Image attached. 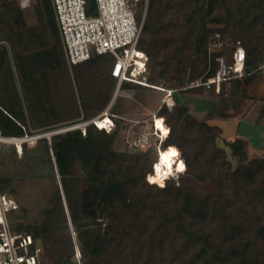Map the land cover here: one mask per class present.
Segmentation results:
<instances>
[{
    "label": "trees",
    "instance_id": "16d2710c",
    "mask_svg": "<svg viewBox=\"0 0 264 264\" xmlns=\"http://www.w3.org/2000/svg\"><path fill=\"white\" fill-rule=\"evenodd\" d=\"M145 7L138 48L148 55V72L154 63L159 77L168 75L181 86L208 80L219 68L218 57L233 62L240 41L246 50L243 75L189 90H218L228 102L227 86L238 98L234 89L263 76L264 0H139V21ZM35 14L37 24L30 26L18 1L0 0V130L6 136L92 118L111 103L118 83L111 53L93 52L70 65L53 0H36ZM216 33L224 42L217 50ZM147 80L154 84L148 74ZM146 86L125 81L120 89ZM174 99L172 109L163 101L156 110L167 126L163 132H170L149 167H142L146 152L137 149L141 157H133L116 148L120 124L110 115L103 117L104 128L90 124L52 135L50 142L39 139L55 157L49 206L35 223L13 225L19 204L9 214L13 228L42 247L38 264H264V156L249 159L245 139L236 137L228 141L239 158L234 166L217 145L220 129L194 117L178 95ZM257 101L252 97L243 115ZM190 128L196 131L189 135L197 144L196 163L179 139V131L184 137ZM160 150H174V162L183 159L186 172L216 177L218 192L202 197L181 185L147 181ZM5 182L0 178L3 192Z\"/></svg>",
    "mask_w": 264,
    "mask_h": 264
},
{
    "label": "rangeland",
    "instance_id": "374dc122",
    "mask_svg": "<svg viewBox=\"0 0 264 264\" xmlns=\"http://www.w3.org/2000/svg\"><path fill=\"white\" fill-rule=\"evenodd\" d=\"M12 1L17 2L18 0ZM130 2L133 4L135 11H139V0H130ZM35 3L36 0H31V4L24 8L27 24L30 26L37 24ZM145 14L146 7L143 10V15ZM210 25L216 29L221 27L220 24L216 23ZM228 45H231V43L228 42ZM159 71V66L154 68V63L149 64L148 76L154 79L152 81L154 84H149L157 85L160 89L146 86L144 88L133 87L117 91L118 83H116L115 98H113L109 112L115 113L111 117L114 122L116 119L120 124L119 136L115 144L118 150L130 151L134 155L133 157H141L137 155V149L146 152L147 154L143 156V168L147 165L149 167L151 162H154L155 148L159 150L167 145L166 142L161 143V139L170 132L169 128H167V133L156 130L154 126V119L157 116L156 110L167 97L168 90L171 89L173 90V98L175 94L178 95L188 106L189 112L194 117L220 129L217 145L227 151L228 157L234 166L239 164V158L232 154L228 141H232L236 137L245 139L249 159L254 154L264 156V74L261 78H257L245 86H240V90L234 89L235 93L239 94L238 98L236 96L231 97L228 90L230 86H227L225 97H230V100L226 102L222 100L218 90L213 92L211 89H201L200 92H191L190 88H184L190 82L181 86L168 75L159 77ZM252 97L258 98V101L248 114L243 115ZM169 102L172 101L169 100ZM164 103L169 110L174 106L172 103L171 106L166 102ZM82 121L85 120H73L69 123L61 122L49 129L33 130V134L24 136H28L27 140L24 141L27 146L22 147L21 151L18 150L15 143H0V178L7 180L4 183V190L8 195L14 197L19 204V207L11 214L13 225H16L19 221L32 223L41 221L44 217V211L49 206V200L54 189L55 157L51 152L52 157L49 158L45 141L39 139H48L45 135L47 132L64 129ZM65 132L54 133L53 135L64 134ZM187 132L189 134L183 137L181 131H179V139L183 143L186 156L190 161L196 163L199 159L195 152L197 144L189 136L192 134L195 136L196 131L190 128ZM48 140L50 142V139ZM152 155L153 158H151ZM185 170L182 173H174L165 180L166 183L164 184L181 185L184 191H192L202 197L218 192L216 177L215 179L212 176L207 177L208 174L203 176L200 170L195 173L186 172ZM149 174L147 173L146 179L150 182ZM202 177L206 178L203 179ZM156 185L164 186L158 183ZM23 215H26V217L24 218Z\"/></svg>",
    "mask_w": 264,
    "mask_h": 264
},
{
    "label": "built area",
    "instance_id": "2783aa9c",
    "mask_svg": "<svg viewBox=\"0 0 264 264\" xmlns=\"http://www.w3.org/2000/svg\"><path fill=\"white\" fill-rule=\"evenodd\" d=\"M53 1L70 65L87 61L93 52L111 53L115 58L111 73L117 78V91L125 81L152 86L147 80L148 55L138 48L145 15L139 21L130 0ZM18 2L22 8H27L31 4V0H18ZM213 45L216 50L224 46L219 33H216ZM217 59L219 68L213 77L208 80L195 79L184 88L195 86L211 88L213 84L220 85L234 76L243 75L246 50L240 41L235 46L232 63H228L224 56ZM167 98L175 104L173 90H168L165 99ZM168 101L165 102L169 104ZM112 102L113 100L97 116L64 129L54 130L52 135L72 129L84 131L90 124L103 128L97 119L103 115H113L109 112ZM45 135L51 139V134ZM27 137L21 139V137L6 136L0 130V143L12 142L20 138L22 145ZM12 143L16 144L19 151L22 150L23 146H18L15 141ZM17 207V200L0 188V264H38L42 259V247L35 244L32 235L14 229L11 224L9 214Z\"/></svg>",
    "mask_w": 264,
    "mask_h": 264
},
{
    "label": "bare ground",
    "instance_id": "6f19581e",
    "mask_svg": "<svg viewBox=\"0 0 264 264\" xmlns=\"http://www.w3.org/2000/svg\"><path fill=\"white\" fill-rule=\"evenodd\" d=\"M151 87H155L157 89H160L159 86L157 85H152ZM162 89V88H161ZM167 100H170V98ZM166 99L164 101H167ZM169 102V101H168ZM172 102H169V105L171 104ZM105 115H103L101 118H98V122L100 123V125H103L102 127L104 128V122H103V117ZM154 126L156 128V130L158 131H163L165 129V125H164V121H163V118L161 117H157L155 118L154 120ZM160 123V127H157V124ZM51 132H47L46 134L50 135ZM22 139V137H21ZM15 141L17 143L18 146H22L20 145V138H17V139H14L12 140V142ZM165 156L168 157V159L166 160L165 159ZM181 165H183V169H181ZM186 168V164L184 162L183 159H177L175 162H174V159L171 155V151H164V150H160L159 152V157H158V160L153 164V170L152 172L148 175V178L150 180V182H153V183H158L160 185H164L165 180L167 178H169L171 175H173L174 173H182L184 172ZM165 186V185H164Z\"/></svg>",
    "mask_w": 264,
    "mask_h": 264
},
{
    "label": "snow or ice",
    "instance_id": "6c2138e0",
    "mask_svg": "<svg viewBox=\"0 0 264 264\" xmlns=\"http://www.w3.org/2000/svg\"><path fill=\"white\" fill-rule=\"evenodd\" d=\"M101 126H103V125H101ZM161 125H160V123H158L157 124V127H160ZM171 155H176V153H175V151L174 150H172V152H171ZM165 159L167 160L168 159V157L167 156H165ZM183 169V165H181V169L180 170H182ZM153 182H155V181H153Z\"/></svg>",
    "mask_w": 264,
    "mask_h": 264
},
{
    "label": "water",
    "instance_id": "95a60500",
    "mask_svg": "<svg viewBox=\"0 0 264 264\" xmlns=\"http://www.w3.org/2000/svg\"><path fill=\"white\" fill-rule=\"evenodd\" d=\"M113 100V99H112ZM51 135H52V131H51V133H50Z\"/></svg>",
    "mask_w": 264,
    "mask_h": 264
}]
</instances>
